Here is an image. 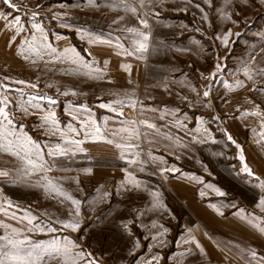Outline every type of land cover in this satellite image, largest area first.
Returning a JSON list of instances; mask_svg holds the SVG:
<instances>
[{
	"label": "rangeland",
	"instance_id": "rangeland-1",
	"mask_svg": "<svg viewBox=\"0 0 264 264\" xmlns=\"http://www.w3.org/2000/svg\"><path fill=\"white\" fill-rule=\"evenodd\" d=\"M13 2L20 6L19 12L0 2V13L9 14L8 20L0 18V83L11 89L5 94L12 101L13 127L41 146L51 171L24 176L23 163L0 152V170L10 173L0 177V205L7 210V215L0 211V222L26 230L30 225L19 218L30 213L36 217L35 224L45 227L44 232L29 233L34 241H71L93 253L101 264H143L153 254H159L160 264H257L259 256H264V235L248 219L264 226V212L257 207L264 190L255 178L264 180V129L261 117L243 113L256 111L257 105L264 113V91L259 90L264 89V4L260 0L247 4L233 0L225 9L232 20H226L219 11L224 0H213L212 7L203 0H193L192 4L166 0L163 5L145 0L143 8L140 0H125L137 9L136 15L126 11L119 0H94L93 4L88 0ZM195 4L205 9L207 21ZM33 11L38 13L35 19ZM54 13H59L60 19H54ZM144 13H148L151 26L149 51L138 59L139 54L125 55L115 44L131 50L130 34L125 29L140 28L138 17L144 18ZM13 16L21 18L24 28L14 40L16 26H6ZM34 23L41 25L47 41L40 39ZM228 31L233 35L225 46L216 37ZM34 35L38 45L48 43L57 53L66 48L74 53L59 60L44 55L43 66H30L18 52L27 48ZM101 41H110L111 46ZM81 58L92 69L102 71L86 74L88 69L72 63V59ZM124 65L130 69L125 70ZM246 68L252 79L245 75ZM16 80L26 83L16 84ZM204 91H209L208 97L203 96ZM117 100L123 103H115ZM21 104L28 108L27 114L20 109ZM48 113H55L58 122L60 131L55 135L42 119ZM141 120L156 124L159 131L132 123ZM177 120L186 127L176 126ZM92 121L113 144L84 136L81 122L90 131ZM70 127L80 134L69 132ZM133 128L139 130L140 137L129 141ZM114 132L119 134L114 136ZM193 136L206 142L194 143ZM65 139L83 140L85 151L64 144ZM129 142L138 145L143 172L139 165L129 167L126 161L132 157L127 151L125 159L120 158L121 149L115 144ZM57 144L70 148L69 155L48 156ZM241 150L254 176L241 172ZM173 167L180 171L164 172V179L161 169ZM87 168L92 169L91 174L84 173ZM126 168L141 181L139 191L126 192L120 187ZM43 175L81 201L78 232L57 223L70 219L72 205L42 187L46 184ZM205 185L226 194L219 196ZM149 191L161 193L164 207L149 210L153 202ZM201 191L206 195L202 197ZM104 192L111 195L101 200ZM5 200L13 206L8 208ZM142 212L145 214L140 215ZM13 214L17 219H12ZM132 219L135 224L129 226L133 232L130 237L120 224ZM152 221L157 228L151 227ZM48 225L57 231L48 232ZM160 225L169 229L159 237L165 246L151 239L163 231ZM134 238L142 246L135 256H129ZM196 243L204 249L203 254ZM251 250L257 252L256 260L251 258ZM46 264L59 261L49 258Z\"/></svg>",
	"mask_w": 264,
	"mask_h": 264
},
{
	"label": "snow or ice",
	"instance_id": "snow-or-ice-1",
	"mask_svg": "<svg viewBox=\"0 0 264 264\" xmlns=\"http://www.w3.org/2000/svg\"><path fill=\"white\" fill-rule=\"evenodd\" d=\"M3 4L7 5L8 8L15 10L16 12H19L21 10L20 6L13 2V0H0ZM90 4L94 3V0H88ZM159 5H163L166 0H157ZM242 3L247 4L249 0H241ZM187 3L192 4L193 0H187ZM261 4H264V0H260ZM119 4L124 5L125 10L131 12L133 15L137 14V9L135 7H131L125 3V0H119ZM203 4L207 5L209 7L213 6V0H203ZM233 4V0H224V7L219 9L221 13V18L226 20H232V15L225 11L228 7H230ZM140 6L143 8L145 6V0H140ZM201 13H203L202 19L207 21L208 20V14L205 12V9L201 7L200 4L194 5ZM39 7V6H38ZM63 7V5H61ZM182 11L185 9H181ZM38 15L37 12H32L33 19L36 18ZM144 18L138 17V22L141 25L140 28L138 27H129L126 28L125 31L130 34L131 39V50L128 48H125L123 44L116 43L115 47L118 49H121L123 51V54L128 56L137 55L138 59H142L144 56V53H147L149 51V39H150V24L149 20L147 19L148 13H144ZM155 15H159V13H155ZM0 18H3L5 20L9 19V14L0 13ZM54 19H60L59 13H54L53 15ZM236 21H233L235 23ZM6 26H16L15 35L12 37V39H15L16 35H19L22 31H24L23 25L21 23V18L19 16H13L9 25ZM33 28L36 29L37 32L41 33L40 39L43 41H47V36L43 34V28L39 23H34L32 25ZM143 29V30H142ZM149 30V31H144ZM233 35L231 31L226 32L222 37L218 36L217 39L222 40L223 44L227 46L229 44L230 38ZM102 43H108L111 46L110 41H101ZM27 48L22 49L18 52L19 55L23 56L25 60H29L31 56H36L39 59H43L44 55L48 56H55V59L59 60L62 57H65L69 52H73L72 49H64L62 53H57V49L52 47L51 44L48 43H41L38 45L37 38L34 35L31 41L27 42ZM11 46V44L9 45ZM27 53V54H25ZM121 54L120 52L117 53V55ZM78 56V54H75ZM35 63V60L32 61ZM73 64H78L79 67L88 69L89 72L86 74L90 75L92 71L101 72L102 69H92V66L85 63L82 58L72 59ZM107 65V61H105V66ZM125 70L130 69V65H124L123 66ZM217 71L220 69V65H216ZM249 69H245V75H248ZM264 72V70H261ZM203 75V74H202ZM213 78L215 77V73L212 74ZM249 79H252L251 75H248ZM7 79V78H5ZM16 84H25L26 82L24 80H16L14 81ZM30 88H35V84H28L27 85ZM260 91H264V89H259ZM11 91L9 89L8 85L0 83V152L6 153L12 157H15L17 160L21 161L23 163V174L24 176H31L33 174L38 173H47L51 171V167L48 165V161L44 158V150L41 148L39 144H37L35 141H33L30 137L23 135L19 133L16 128L13 127V119L12 112L10 110V105L12 104V101L9 99V96L6 95V92ZM195 91V89H193ZM67 93H65L66 95ZM204 97L209 96V91H204L203 93ZM31 105V101L28 102ZM117 104H122L123 102L120 100L115 101ZM133 107L135 104L132 105ZM101 107H108L111 108V104H102ZM20 109L23 111V113H28V108L24 107L23 104L20 105ZM256 111L248 112L245 111L243 113L244 116L253 115L257 117H261V128L264 129V113H262L259 110V106H256ZM122 115V112L120 113ZM55 113H48L45 115L42 119L45 124H49L50 128L53 132V135L57 131H60L56 125L57 121L54 119ZM163 119V117H160ZM75 119V117H74ZM218 119V118H217ZM133 124L139 123L140 125H143L147 129H154L157 132L159 129L157 128L156 124L149 122L148 120H141L138 122H132ZM176 126L178 127H186V125L181 124L180 121H176ZM81 127L84 130V136L85 137H91L93 141H99L104 140L108 144H113V140L107 139L103 136L101 133V130L98 126H96L95 121L91 122V130H88V125L85 122H81ZM69 132L76 133L79 135V131L75 127H70L68 129ZM119 131L123 132H129V129H121ZM207 131V130H205ZM255 131V129H253ZM119 132H114L113 135H118ZM62 134V138H63ZM140 132L138 129L133 128L127 137L129 141L133 139H139ZM168 139H171L170 137H167ZM261 138L264 139V133L261 134ZM227 139L231 141L233 144H236V141L232 138L231 135L227 136ZM192 141L194 143H204L205 140H197L195 136L192 137ZM259 142V141H258ZM83 143V140H76V139H65L64 144L66 145H73L75 146L76 150L79 152H84L85 149L81 147ZM115 147L118 149H121L120 152V158L125 159V152L127 151L128 155L132 158L127 159V164L129 167L133 165H139V171L143 172L145 169L143 167V161L138 159L140 156V152L136 151L138 148V145L134 143H116ZM236 147L239 149L240 145L236 144ZM71 152V149L68 147L61 146L60 144H57L54 148H50L47 152L48 156L51 157H57V156H68ZM149 156L151 157V153H149ZM153 160H155V157H151ZM239 160L241 161V164L243 167L241 168V172L246 173L248 176H254L253 170L248 166L247 163H245V157L243 155V150H241L239 155ZM162 162V161H161ZM85 174H91L92 169L87 168L83 170ZM179 168H164L161 169V176H163L164 179H167L166 176H164V172H179ZM125 177L120 183V187L126 191V192H132L134 190L139 191L142 188V183L139 181L133 172L128 171L127 168L124 169ZM10 173L8 171H2L0 170V177H9ZM257 180H259V187L264 190V180H260L259 177H255ZM41 179L46 181L45 185H42V187L45 188L46 191H50L54 193L57 196H60L63 198V200H67L72 205V208L69 210V217L68 220H58L57 223L61 225L62 228L71 230L72 232H78L80 229V222L76 218L80 216L81 210L80 205L81 201L79 199L74 198L69 193L65 192L61 187L57 186L53 182L52 179H49L47 175L41 176ZM76 182L79 183V180L76 179ZM198 182L203 183L202 180H199ZM205 187L210 188L213 192H215L219 196H224L226 193L221 191V189L213 186V185H205ZM111 195V193L104 192L102 196L100 197L101 200H103L105 197ZM149 195L152 197V205L151 209H158L164 207V205L160 201L161 193L159 191H149ZM200 195L203 197L206 195L204 191L200 192ZM5 203H7L8 208H11L13 205L10 201L5 200ZM213 208H215V205H212ZM261 209L262 212H264V197H262L259 201V204L257 205ZM0 211L4 212L5 215H7V210L3 207V205H0ZM217 212H219V209H216ZM243 211V210H241ZM145 213H140V215H144ZM223 215V213H220ZM245 217L241 216V219H244ZM12 219H17L15 214H13ZM21 221H26L27 225H30V227H27L25 229H21L20 227H14L12 224L3 223L0 222V229H3V233L0 234V264H46L47 259H56L59 261V264H101L100 260L94 256L91 252H85L80 245L73 243L71 241H66L63 244L58 243L55 240L52 241H34L29 233L33 232H44L45 227H42L40 224H35L34 221L36 220V217L32 216L30 213L27 215H24L19 218ZM257 220H260L261 218L257 217ZM248 223L252 225L253 228L257 229L262 235H264V226H261L260 223H254L251 218L248 219ZM135 220H127L126 222L122 221L120 224V227L124 232L128 234V236H133L132 229L129 227L130 225H134ZM48 232H56L57 229L55 227H52L51 225L46 226ZM147 227V226H145ZM152 228H157V224L155 221H152L151 224ZM160 228H163L162 232L158 231V235L151 236V239L153 241H157L159 246H165V241L162 239H159V237H163L169 229L164 227L163 225L159 226ZM191 231V230H189ZM147 238V237H146ZM185 242H188L187 240ZM141 241L139 239H133L131 242V247L128 250L129 256H135L136 252L141 248ZM156 246V245H153ZM196 247L200 249V252L203 254L204 249L200 246L199 243H196ZM151 251V249H149ZM250 256L253 260L257 259V252L255 250L250 251ZM161 257L159 254H153L150 258L145 259L143 261V264H160ZM260 261H264V256H259V260H257V264H259ZM135 264V262H134Z\"/></svg>",
	"mask_w": 264,
	"mask_h": 264
},
{
	"label": "bare ground",
	"instance_id": "bare-ground-1",
	"mask_svg": "<svg viewBox=\"0 0 264 264\" xmlns=\"http://www.w3.org/2000/svg\"><path fill=\"white\" fill-rule=\"evenodd\" d=\"M45 60H46V58L44 57L43 59H39V58H36V60H35V63H33L32 62V58H31V62H29V64L28 65H30V66H32V65H34V66H37V67H41V66H43V63L45 62ZM253 155H257V154H253Z\"/></svg>",
	"mask_w": 264,
	"mask_h": 264
},
{
	"label": "built area",
	"instance_id": "built-area-1",
	"mask_svg": "<svg viewBox=\"0 0 264 264\" xmlns=\"http://www.w3.org/2000/svg\"><path fill=\"white\" fill-rule=\"evenodd\" d=\"M31 58H32V61H33V60H36L37 57H36V56H31L30 59L27 60L28 64H29V62H31ZM31 63H32V62H31Z\"/></svg>",
	"mask_w": 264,
	"mask_h": 264
}]
</instances>
